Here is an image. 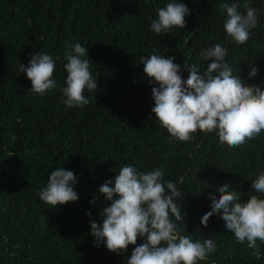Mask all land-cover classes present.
<instances>
[{
	"label": "trees",
	"instance_id": "trees-1",
	"mask_svg": "<svg viewBox=\"0 0 264 264\" xmlns=\"http://www.w3.org/2000/svg\"><path fill=\"white\" fill-rule=\"evenodd\" d=\"M169 2L189 8L186 28L155 34L151 20ZM243 2L0 0V264H126L135 246L124 254L97 247L90 221L102 224L100 212L109 205L99 187L128 165L140 172L160 169L165 182H177L182 195L177 203L186 214L184 221H174L180 234L193 241L211 238L217 246L198 264H264V243L257 241V259L219 214L207 227L201 224L211 210L209 197L221 195L220 185H229L242 200L264 198L251 190V182L264 173V131L233 148L220 143L215 132L197 131L189 142L171 138L151 111L152 87L158 85L150 82L140 60L172 56L186 80L184 64L205 71L209 61L201 51L220 44L233 75L264 90V0H250L258 24L245 44L235 43L224 29L221 5ZM76 43L88 49L98 89L85 90L87 106L69 108L60 88L66 86L65 55ZM40 52L53 57V79L60 86L43 96L31 92V81L20 73V64L27 66L30 55ZM250 65L258 69L252 78ZM60 167L77 177L79 199L52 208L39 193ZM143 240L138 238L137 245Z\"/></svg>",
	"mask_w": 264,
	"mask_h": 264
},
{
	"label": "clouds",
	"instance_id": "clouds-1",
	"mask_svg": "<svg viewBox=\"0 0 264 264\" xmlns=\"http://www.w3.org/2000/svg\"><path fill=\"white\" fill-rule=\"evenodd\" d=\"M221 9L226 11L227 35L235 43L245 44L258 24L257 9L250 7V0L223 3ZM189 14L185 3L169 2L158 10V18L151 20L150 30L164 35L173 28H186L185 17ZM200 55L209 61L206 70L201 72L195 64H184L189 72L186 80L174 57L157 54L140 57L143 72L152 84L158 85L152 87V113L170 137L181 142L194 139L197 131L215 132L220 143L229 148L255 139L264 131V90L233 75V69L225 62L227 50L220 44L202 50ZM65 59L66 86L60 88L65 97L63 103L69 108L87 106L90 100L85 97V90L98 89L90 71L88 49L76 43ZM250 67L248 75L252 78L258 69ZM55 70V61L47 53L31 54L27 66L20 64V73L31 81L30 91L38 96L60 87L53 79ZM163 177L160 169L140 172L128 165L119 170L114 181L107 180L99 187L98 193L109 205L100 212L102 224L90 221L97 247L104 244L108 251L124 254L129 245H134L126 264H198L216 251L211 238L193 241L191 236L180 234L176 222L184 221L186 216L177 203L182 198L181 189L176 181L165 182ZM76 183L73 171L56 168L39 198L52 208L75 202L79 199L74 191ZM251 190L264 195V173L251 182ZM216 191L221 195L209 197L211 210L202 217L201 224L207 227L209 218L219 214L225 228L239 242L247 241V247L259 259L257 241L264 243V198L251 195L242 200L240 193L230 190L227 184L218 186ZM86 215L91 217V212ZM138 238H144L143 243L137 245Z\"/></svg>",
	"mask_w": 264,
	"mask_h": 264
}]
</instances>
